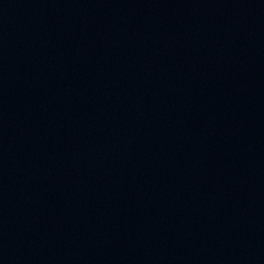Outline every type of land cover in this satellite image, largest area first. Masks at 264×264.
Returning <instances> with one entry per match:
<instances>
[{
    "label": "water",
    "instance_id": "obj_1",
    "mask_svg": "<svg viewBox=\"0 0 264 264\" xmlns=\"http://www.w3.org/2000/svg\"><path fill=\"white\" fill-rule=\"evenodd\" d=\"M0 264H264V0H0Z\"/></svg>",
    "mask_w": 264,
    "mask_h": 264
}]
</instances>
